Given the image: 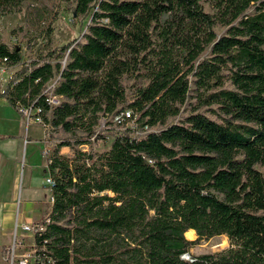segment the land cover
I'll list each match as a JSON object with an SVG mask.
<instances>
[{
	"label": "trees",
	"instance_id": "trees-1",
	"mask_svg": "<svg viewBox=\"0 0 264 264\" xmlns=\"http://www.w3.org/2000/svg\"><path fill=\"white\" fill-rule=\"evenodd\" d=\"M23 1L0 0L3 14ZM75 12L89 19L81 38L37 60L0 40V66L21 64L0 98L58 138L33 264H264V0H75ZM221 235L227 248L191 254Z\"/></svg>",
	"mask_w": 264,
	"mask_h": 264
},
{
	"label": "rangeland",
	"instance_id": "rangeland-1",
	"mask_svg": "<svg viewBox=\"0 0 264 264\" xmlns=\"http://www.w3.org/2000/svg\"><path fill=\"white\" fill-rule=\"evenodd\" d=\"M74 8L75 0H24L19 11L7 14H3L4 6H0V40L10 46L17 45L21 49L25 61L37 60L47 52L81 38L89 19H86L83 24L75 23ZM0 67L5 68L4 71L0 68V85L4 88L12 75L20 69L21 64ZM132 82L129 81V84L131 85ZM55 83L52 81L51 86H54ZM129 92H131L130 89ZM178 119L179 117L170 122L173 123ZM105 124L106 119L102 118L101 127ZM129 126L135 127L134 122H130ZM0 129L4 132H10V135H15L14 138H10L8 146L12 157L18 158L20 161L21 185L23 179L27 178L31 166L36 181L40 182L44 179L46 161H48L53 144L58 138L49 135L42 122L36 121L33 117H28L26 114L21 115L7 102L0 103ZM30 132L33 135L32 139L40 137L37 142L29 140ZM23 137L25 139L21 141L20 139ZM112 140L113 137L109 136L106 143H101L99 150L109 148ZM86 148L88 147L86 146ZM63 153L70 154L71 151L65 147ZM45 184L48 186L46 180ZM43 205L46 206L47 204ZM5 240L0 237V248ZM32 240L33 238H28L25 243L26 247L20 252L29 251ZM228 246L229 241L226 236H214L194 246L191 249V254L212 253ZM6 250L7 247L0 249V264H3L2 257L6 255Z\"/></svg>",
	"mask_w": 264,
	"mask_h": 264
},
{
	"label": "crops",
	"instance_id": "crops-1",
	"mask_svg": "<svg viewBox=\"0 0 264 264\" xmlns=\"http://www.w3.org/2000/svg\"><path fill=\"white\" fill-rule=\"evenodd\" d=\"M1 102H7V100L0 98ZM29 135V140L36 142L40 138L32 139L31 132ZM14 136L10 135V132L0 129V237L6 239L2 242V247L7 248L13 242L16 219L23 223L39 222L49 214L52 206V191L45 184L49 175L47 161L44 179L40 182L36 181L31 166L27 178L23 179L21 185L20 161L18 158L12 157L8 146L10 138H14ZM22 139L24 140L25 137L20 140L22 141ZM17 211H19L18 218ZM187 234L193 236L191 239L188 238L190 240L197 237L196 231L193 229L188 230Z\"/></svg>",
	"mask_w": 264,
	"mask_h": 264
},
{
	"label": "built area",
	"instance_id": "built-area-1",
	"mask_svg": "<svg viewBox=\"0 0 264 264\" xmlns=\"http://www.w3.org/2000/svg\"><path fill=\"white\" fill-rule=\"evenodd\" d=\"M2 71L5 70V68L0 67ZM61 98L58 96H52L50 99L51 104L57 105L60 102ZM23 114L28 115V117H32V109L25 108L22 109ZM127 117H131V113L127 112ZM36 121L41 122V120L35 119ZM134 122V120H132ZM136 134L141 135L142 132L137 131ZM46 183L49 187L53 186L55 181L53 178L48 177L46 178ZM19 211H17V218H18ZM44 229V226L42 223L39 222H33V223H23L19 222L17 219L15 221L14 225V237L13 242L11 245L8 246L6 250V255L2 257L3 264H33L35 261V234L38 231H41ZM33 238L31 249L29 251L20 252V250H24L26 247V241L28 238ZM183 259L186 260H192L190 254H184L182 256Z\"/></svg>",
	"mask_w": 264,
	"mask_h": 264
},
{
	"label": "bare ground",
	"instance_id": "bare-ground-1",
	"mask_svg": "<svg viewBox=\"0 0 264 264\" xmlns=\"http://www.w3.org/2000/svg\"><path fill=\"white\" fill-rule=\"evenodd\" d=\"M186 237H187V238H190V239L193 238V236H192L191 234H189V235L186 234Z\"/></svg>",
	"mask_w": 264,
	"mask_h": 264
},
{
	"label": "water",
	"instance_id": "water-1",
	"mask_svg": "<svg viewBox=\"0 0 264 264\" xmlns=\"http://www.w3.org/2000/svg\"><path fill=\"white\" fill-rule=\"evenodd\" d=\"M74 16H76V12H75Z\"/></svg>",
	"mask_w": 264,
	"mask_h": 264
}]
</instances>
